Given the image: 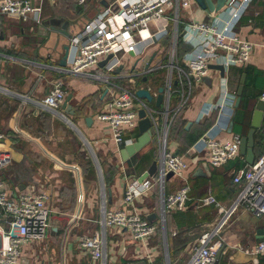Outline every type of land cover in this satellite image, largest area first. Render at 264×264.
Here are the masks:
<instances>
[{
	"label": "crops",
	"instance_id": "1",
	"mask_svg": "<svg viewBox=\"0 0 264 264\" xmlns=\"http://www.w3.org/2000/svg\"><path fill=\"white\" fill-rule=\"evenodd\" d=\"M33 3L39 10V21L0 17V178L15 194L34 188L50 196L48 236L42 242L22 246L23 264H187L205 234L212 236L211 243L219 242L221 248L224 247L220 264H264V254L245 252L261 241L257 239V231L264 228V216L256 217L241 205L222 224L224 214L217 206L200 203L213 196L225 211H230L241 191V186L233 183V174L240 163L248 165L240 155L221 168H212L202 138L209 134L221 140H232L235 136L247 135L256 104L263 100L264 93V75L244 88L246 98L238 109L239 112L243 103V116L238 123L236 116L231 133L228 129L232 111L229 109L222 114L213 112L199 121L204 107L217 104L221 99L223 81L217 71L208 77L209 81L194 82L192 88L180 82L177 73L173 74L174 82H180L176 89L191 90V94L189 104L172 126L168 149L185 155L191 165L182 175L167 180L165 189L171 193L188 185L191 191L187 210L163 216L159 190L155 187L129 208L147 219L155 215L153 223L159 224V228L146 246L134 241L126 230L108 227L105 229V260H94L81 250L82 236L104 231L101 225L104 200L109 209H121L126 186L159 159L160 145L158 138L152 135L147 146L124 162L120 151L125 145L116 144L109 124L97 119V113L104 107L106 83L87 73H62L59 66L65 46L71 45V40L54 29L57 26L52 21L69 22L70 32L79 34L98 12L108 6L124 8L128 0H89L85 6L78 5L76 0H33ZM216 14L201 9L195 1L189 8L180 10L179 30L186 23L210 22ZM152 25L153 31L158 33V24ZM168 28L167 35L156 37V41L143 50L141 60L135 56L124 58L123 69L116 71L120 83L127 82L126 77L132 73L141 74L137 77L140 87L155 89L162 85L169 73L163 66L168 64L173 49L180 63L182 55L190 50L182 39L175 45L170 44L171 40L165 47L167 44L162 42L175 31L172 25ZM237 31L255 48L247 66L232 67L225 72L229 99L234 104L242 75L246 74L243 70L264 72V1L255 0L251 4ZM164 49L168 54H164ZM71 51L73 58V49ZM154 54L150 67L153 71H144L146 60ZM58 79L64 81L67 96L73 94L74 115L66 114L61 107L56 111L45 110L37 103ZM23 95L32 99L24 104ZM87 118H92L90 124ZM128 136L135 142L140 136L139 129ZM255 149L260 156L264 154V119L256 134ZM205 162L210 167L209 173L203 170ZM2 176H13V180L7 182Z\"/></svg>",
	"mask_w": 264,
	"mask_h": 264
},
{
	"label": "built area",
	"instance_id": "2",
	"mask_svg": "<svg viewBox=\"0 0 264 264\" xmlns=\"http://www.w3.org/2000/svg\"><path fill=\"white\" fill-rule=\"evenodd\" d=\"M88 1L76 0L80 6L87 5ZM195 1L128 0L124 8L108 6L90 19L83 30L71 40L74 57L61 72L87 73L106 83V99L104 107L97 113V119L109 124L115 143L126 145L134 142L133 139H128V135L138 128L139 112L144 109L152 120L153 135L158 138L161 152L154 176L144 179L143 182L131 181L127 185L121 209H109L106 199L104 200L101 207V225L104 231L81 237L79 247L94 260L106 259L105 229L108 227L124 229L134 241L142 246L147 245L148 240L157 232L159 224L150 222L138 211L129 208L137 198L151 192L155 187L159 190L163 216L188 208L191 191L188 185L171 193H167L165 189L170 173L182 175L191 165L185 155H176L168 149L172 126L189 104L191 94V90L184 92L176 89L178 82L192 88L194 82L201 84L204 77H210L217 71L211 69V65H222L227 72L232 67L247 66L251 62L255 45L244 39L237 29L255 0H232L222 11L211 17L210 22L186 23L180 31L179 12L189 8ZM1 16L39 21V10L30 0H0ZM152 24H158V33L153 31ZM170 25L175 29L171 45L182 39L190 46V50L182 55L180 63L173 49L168 64L163 66L168 68L169 73L161 85L164 88L163 104L156 108L155 101L150 104L137 96V90L143 88L137 80L141 74L131 73L126 77L127 82L120 83L121 79L116 71L124 65V58L132 56L131 53L141 60L143 50L153 44L156 37L167 35ZM109 56L112 58L101 67L100 63ZM174 72L178 74L177 84L174 82ZM221 80L220 101L204 107L199 121L213 112L222 114L227 109L233 114L234 103L229 99L227 80L225 77H221ZM159 87L146 88L156 97ZM31 99L29 95L21 96L24 104ZM66 99L65 83L58 79L37 103L45 110L56 111ZM262 99L264 100V93ZM202 139L207 150L208 163L212 168H221L241 155L240 136H235L232 140H221L208 134ZM232 180L234 184L241 186V191L230 211H225L213 196L202 199L200 203L217 206L219 212L224 214L222 224L241 205L246 206L256 217L264 216V154L252 165L237 169ZM49 200L48 192L34 188L15 194L0 178V264H23L22 246L30 242H42L47 238L51 216ZM211 240L210 234L203 235L187 264H215L221 243H211ZM245 252L252 255L264 254V240L252 248H247Z\"/></svg>",
	"mask_w": 264,
	"mask_h": 264
},
{
	"label": "water",
	"instance_id": "3",
	"mask_svg": "<svg viewBox=\"0 0 264 264\" xmlns=\"http://www.w3.org/2000/svg\"><path fill=\"white\" fill-rule=\"evenodd\" d=\"M231 1L232 0H215V1L214 0H196V3L198 4V6L201 9L212 14V13H218V12L222 11L226 6H228L231 3ZM31 3L34 5L33 0H31ZM51 23L53 25L57 26V27H54V29H56L57 31L66 35L70 40H72L75 36L78 35V33L73 34L70 32V23L69 22H66L64 20H58V21L54 20ZM167 29L169 30V28H167ZM155 41H156V39H155ZM71 49L72 48H71L70 44L65 46V55L59 63V66L62 69L67 68L68 64L70 63L69 60H70V58H72ZM131 55L135 56L134 53H131ZM110 58H112V56H109L107 60L101 62L100 66L104 67V65L107 63V61ZM154 58H155V54L151 57V59L146 64V66H145L146 70L150 69ZM138 62H139V60H138ZM210 68L213 70L219 71L222 78L225 77V69L222 65H211ZM122 69H123V66H121L118 69V73ZM246 79H247V75L243 74L241 81H240V85L238 87V91H237V99H236V102L234 104V111H233V114L231 117L229 129H228L229 133L233 132V128L235 125V120H236V116L238 113V109H239L241 101H242V96H243V92H244V88H245V84H246ZM205 81H209V78H208V80H205ZM157 92H158V94L155 97L154 94H152L149 89L140 88L137 90V96L141 99L147 100V102L150 104H153L155 101V107L160 108L163 104L164 88L162 86H160L158 88ZM72 98H73V94H69L67 96L66 101L61 106V109L66 114L74 115L75 109L73 108V105H71ZM139 117H140V121H139L138 129L140 132V136L138 137V139L135 142L130 143V144H126L120 151L122 160L124 162H127L130 158H132L134 155H136L138 152H140L145 146H147L150 143V141L152 139V135H153L152 126L153 125H152L151 118L147 116V113L144 109L140 110ZM263 119H264V100H259L256 104V108H255V111H254L253 116H252L251 128H250L247 135L241 137L240 153L242 156L245 157L246 163L248 165H252L256 160V154H255V150H254V148H255V135H256V132L261 129ZM87 122H88V124H90L92 122V118H87ZM189 125H191V123H189ZM175 154L178 155V152ZM202 167H203V170H205L206 172H208V173L210 172V167H209L208 163H206V162L203 163ZM157 169H158V160H155L146 172H144L139 177H134L133 179H134V181L143 182L144 179L154 176L157 172ZM173 176H174L173 173H170L167 176V180L171 179ZM109 192H110L109 196L111 198L112 197V191L109 190ZM154 219H155L154 214H151L148 216V220L150 222H153ZM257 239L258 240H264V228H260L257 231ZM223 251H224V247H222L219 250L215 264H220V260H221V256L223 254Z\"/></svg>",
	"mask_w": 264,
	"mask_h": 264
},
{
	"label": "trees",
	"instance_id": "4",
	"mask_svg": "<svg viewBox=\"0 0 264 264\" xmlns=\"http://www.w3.org/2000/svg\"><path fill=\"white\" fill-rule=\"evenodd\" d=\"M181 47L183 46V44H182V42H181V45H180ZM243 72L244 73H246L247 74V82H246V85H245V89H247L249 86H250V84H251V82H254V81H256L257 79H260L263 75H264V72H260V71H258V72H253V69H251V71L249 70V68H246V69H244L243 70ZM245 92H246V90L244 91V95H243V100H242V102L245 100ZM242 107H241V109L239 110V112H238V115H237V123L238 122H240V119H241V117L243 116V109L245 108V106H244V104L242 103V105H241ZM259 131V130H258ZM257 131V132H258ZM257 132H256V134H257ZM255 138H256V135H255ZM255 154H256V160L260 157V153H258V150L256 151V149H255ZM245 167V164H241L240 163V166H239V168L238 169H241V168H244Z\"/></svg>",
	"mask_w": 264,
	"mask_h": 264
},
{
	"label": "rangeland",
	"instance_id": "5",
	"mask_svg": "<svg viewBox=\"0 0 264 264\" xmlns=\"http://www.w3.org/2000/svg\"><path fill=\"white\" fill-rule=\"evenodd\" d=\"M173 38H172V36H170L169 38H167V39H164V41L162 42V43H164V44H167L165 47H168V44H169V42L172 40ZM173 41V40H172ZM172 43V42H171ZM170 43V44H171ZM169 44V45H170ZM165 53L164 54H166L167 53V50L166 49H164L163 50ZM168 54V53H167ZM204 80H208V77H204ZM7 182L8 181H11V179L13 180V176H2ZM15 182H19V181H15Z\"/></svg>",
	"mask_w": 264,
	"mask_h": 264
}]
</instances>
